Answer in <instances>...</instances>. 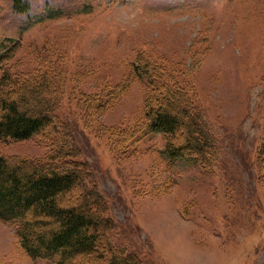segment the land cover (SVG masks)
Here are the masks:
<instances>
[{"label": "rangeland", "instance_id": "rangeland-1", "mask_svg": "<svg viewBox=\"0 0 264 264\" xmlns=\"http://www.w3.org/2000/svg\"><path fill=\"white\" fill-rule=\"evenodd\" d=\"M27 1L19 12L13 0H0V51L18 41L8 62L13 69L49 67L65 84L59 114L116 225L112 243L142 264H264V163L257 160L264 0ZM142 51L153 63H180L189 73L195 103L217 141L213 169L180 158L167 171L160 132L113 150L96 122L86 125L77 100L67 99L74 90L98 94L118 83ZM144 92L135 79L99 122L129 125L142 114ZM47 151L35 136L0 141L5 155L41 158ZM0 264L46 261L20 249L14 227L0 220Z\"/></svg>", "mask_w": 264, "mask_h": 264}, {"label": "trees", "instance_id": "trees-1", "mask_svg": "<svg viewBox=\"0 0 264 264\" xmlns=\"http://www.w3.org/2000/svg\"><path fill=\"white\" fill-rule=\"evenodd\" d=\"M13 8L24 12L29 2L13 0ZM18 47L14 41L0 51V141L35 136L48 151L41 158L0 153V220L14 227L20 249L46 264H142L137 254L110 239L116 225L105 213L92 170L79 158L69 122L59 114L65 84L49 67L27 73L13 69L8 62ZM179 64L153 63L142 51L118 83L98 94L74 90L67 99L77 100L86 125L96 122L113 150L126 143L136 147L144 134L160 132L167 171L180 158L211 170L217 141L195 103L189 73ZM135 79L145 89L142 114L122 128L100 123L99 115L112 108ZM257 151V160L264 163V133Z\"/></svg>", "mask_w": 264, "mask_h": 264}]
</instances>
